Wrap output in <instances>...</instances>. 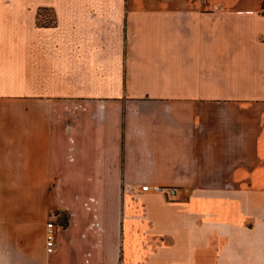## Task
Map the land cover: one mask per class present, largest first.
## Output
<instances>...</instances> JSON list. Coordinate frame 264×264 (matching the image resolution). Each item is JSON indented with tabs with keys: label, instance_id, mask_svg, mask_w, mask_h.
<instances>
[{
	"label": "crops",
	"instance_id": "crops-1",
	"mask_svg": "<svg viewBox=\"0 0 264 264\" xmlns=\"http://www.w3.org/2000/svg\"><path fill=\"white\" fill-rule=\"evenodd\" d=\"M261 2L0 0V264H264Z\"/></svg>",
	"mask_w": 264,
	"mask_h": 264
},
{
	"label": "built area",
	"instance_id": "built-area-1",
	"mask_svg": "<svg viewBox=\"0 0 264 264\" xmlns=\"http://www.w3.org/2000/svg\"><path fill=\"white\" fill-rule=\"evenodd\" d=\"M138 188L141 191L161 194L167 199L172 198L177 189L175 185L162 183H141L139 184ZM54 244V224L52 220H47L44 225V250L46 252L52 251Z\"/></svg>",
	"mask_w": 264,
	"mask_h": 264
},
{
	"label": "trees",
	"instance_id": "trees-1",
	"mask_svg": "<svg viewBox=\"0 0 264 264\" xmlns=\"http://www.w3.org/2000/svg\"><path fill=\"white\" fill-rule=\"evenodd\" d=\"M261 9L264 11V0L261 2Z\"/></svg>",
	"mask_w": 264,
	"mask_h": 264
}]
</instances>
